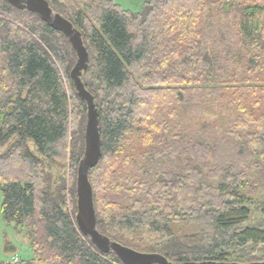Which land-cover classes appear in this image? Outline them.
Instances as JSON below:
<instances>
[{"label": "trees", "instance_id": "16d2710c", "mask_svg": "<svg viewBox=\"0 0 264 264\" xmlns=\"http://www.w3.org/2000/svg\"><path fill=\"white\" fill-rule=\"evenodd\" d=\"M46 1L89 57L98 232L175 264L264 261V0H147L139 13ZM76 59L61 32L0 0V214L32 251L14 264H122L75 222Z\"/></svg>", "mask_w": 264, "mask_h": 264}, {"label": "water", "instance_id": "95a60500", "mask_svg": "<svg viewBox=\"0 0 264 264\" xmlns=\"http://www.w3.org/2000/svg\"><path fill=\"white\" fill-rule=\"evenodd\" d=\"M11 6L33 12L52 29L61 32L69 41L76 53V62L70 72V79L77 96L86 104L85 150L79 162L76 178L75 222L79 232L88 237L95 248L103 253H114L122 264H175L157 253H142L118 244L98 232L93 202V189L88 173L99 162L101 156V139L99 134L98 112L93 96L85 89L81 80L88 67V53L81 33L67 19L54 13L46 0H4ZM177 264H264L262 262H183Z\"/></svg>", "mask_w": 264, "mask_h": 264}, {"label": "rangeland", "instance_id": "374dc122", "mask_svg": "<svg viewBox=\"0 0 264 264\" xmlns=\"http://www.w3.org/2000/svg\"><path fill=\"white\" fill-rule=\"evenodd\" d=\"M145 1L147 0H114L122 10L132 13H139ZM3 149L0 148V153ZM68 186L69 184H67V188ZM174 230L183 235L191 230V227L178 225ZM8 244L13 247L12 250H6ZM13 257L18 260H28L32 257V251L26 237L23 234L16 233L13 225H6L0 214V263H9Z\"/></svg>", "mask_w": 264, "mask_h": 264}, {"label": "built area", "instance_id": "2783aa9c", "mask_svg": "<svg viewBox=\"0 0 264 264\" xmlns=\"http://www.w3.org/2000/svg\"><path fill=\"white\" fill-rule=\"evenodd\" d=\"M19 260L18 259H16V258H12L11 259V262H9V263H6V264H14V263H17Z\"/></svg>", "mask_w": 264, "mask_h": 264}]
</instances>
